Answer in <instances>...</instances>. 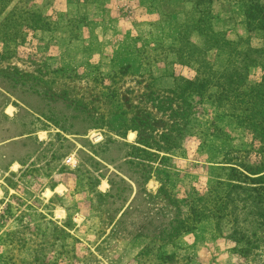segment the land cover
I'll use <instances>...</instances> for the list:
<instances>
[{
    "label": "rangeland",
    "instance_id": "obj_1",
    "mask_svg": "<svg viewBox=\"0 0 264 264\" xmlns=\"http://www.w3.org/2000/svg\"><path fill=\"white\" fill-rule=\"evenodd\" d=\"M16 1L0 14V69L21 74L0 86V264H155L156 245L136 235L143 212L157 223L163 198L153 196L162 188L180 198L213 181L204 136L171 93L195 75L177 59L178 33L203 41L178 25L191 19V2L30 0L47 24L28 29L11 13ZM241 9L215 0L212 26L260 47ZM193 106L199 120L212 114L206 102ZM138 147L145 159L133 156ZM228 230L205 224L164 249L174 264H236ZM147 243L148 259L138 257Z\"/></svg>",
    "mask_w": 264,
    "mask_h": 264
},
{
    "label": "trees",
    "instance_id": "obj_2",
    "mask_svg": "<svg viewBox=\"0 0 264 264\" xmlns=\"http://www.w3.org/2000/svg\"><path fill=\"white\" fill-rule=\"evenodd\" d=\"M11 1L0 0V14ZM29 1L17 0L11 13L19 15L20 26L42 28L47 18L30 12ZM187 1L192 4V17L190 20L185 17L178 25L187 31H198L203 41L198 46L190 42L185 31L178 33L182 46L176 50L177 59L193 64L195 75L192 79L179 77L171 93L179 101L175 103L177 114L181 110L180 116L192 119L193 126L204 136L200 148L206 155L208 175L213 181L204 191L190 186L180 198L166 192L162 194L160 188L153 196L163 198L159 203L157 223L153 224L150 212H143V223L136 235L156 245L153 248L155 264H174L176 254L166 253L164 248L174 244L181 235L205 224H212L218 232L228 227L224 236L239 258L236 264H264V74L256 79L253 73L258 67L264 70V0H231L242 8L244 29L249 34H260V47L251 46L248 37L237 35L233 40L224 31L214 30L211 6L215 0ZM15 37L23 41L20 33ZM211 51L214 52L212 60L208 57ZM20 76L13 68H1L0 86L15 85ZM194 102H206L212 108L210 117L197 119ZM176 130L179 132L180 126H176ZM236 130L240 133L239 140L233 135ZM236 140L239 142L234 146ZM136 149L133 156L145 159L141 154L144 150ZM218 152L220 159L216 158ZM250 156L255 159L250 160ZM151 226L153 232L142 231ZM148 249L147 243L138 257L148 259ZM138 262L142 264L140 258Z\"/></svg>",
    "mask_w": 264,
    "mask_h": 264
}]
</instances>
